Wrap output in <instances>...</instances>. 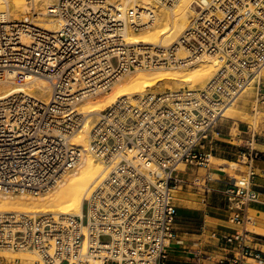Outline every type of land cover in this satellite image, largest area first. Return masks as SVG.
Wrapping results in <instances>:
<instances>
[{"label": "built area", "instance_id": "obj_1", "mask_svg": "<svg viewBox=\"0 0 264 264\" xmlns=\"http://www.w3.org/2000/svg\"><path fill=\"white\" fill-rule=\"evenodd\" d=\"M121 1L55 0L43 13L32 7L24 18H0V80L13 73L51 86L48 99L28 90L0 98V192L40 196L78 167L87 149L108 170L81 214L0 210V251H34L40 258L33 264H166L178 237L177 192L190 183L214 191L211 156L225 108L248 88L253 109L264 105V0H195L190 23L169 45L131 39L130 31L149 28L159 8L179 0ZM46 15L59 27L42 26L38 17ZM204 55L218 56L219 64L202 87L125 95L94 121L79 107L138 69L188 66ZM89 121L86 146L77 134ZM261 155L242 147L238 161L247 170L220 190L243 229L222 236L234 255L214 264H264L246 228L260 201L253 178ZM189 169L192 180L184 176Z\"/></svg>", "mask_w": 264, "mask_h": 264}, {"label": "bare ground", "instance_id": "obj_2", "mask_svg": "<svg viewBox=\"0 0 264 264\" xmlns=\"http://www.w3.org/2000/svg\"><path fill=\"white\" fill-rule=\"evenodd\" d=\"M54 1L55 0H0V18H24L31 11L32 7L36 12L41 11L43 13L47 6ZM194 1L195 0H179L171 6L159 8L156 22L149 28H144L142 31H130L131 39L148 43H158L161 45L174 43L188 26L194 15ZM122 3L124 5H136L152 3V1L122 0L120 4ZM38 18L42 20L41 25L46 28L56 29L59 27V23L55 19H52L51 16L46 15ZM218 61V56L204 55L194 64L188 66H158L150 69H138L123 76L117 81L112 87L113 91L110 90L111 92L109 95L99 93L96 97L94 96V99L93 97L86 98L80 102L79 107L84 112L93 115L91 120L94 121L101 110L111 105L119 97L125 95L136 96L148 90H163L168 86L180 87L185 85V83L192 87H202L214 77L218 70ZM22 90H28L41 99H48L51 95L50 83L44 78L30 76L23 79L11 73L0 80V98ZM242 94L239 95L234 103L229 104V106L225 108L224 115L233 110L234 104ZM246 100L247 99L243 100V102ZM243 104L246 103L244 102ZM256 121L258 120L256 119ZM91 122L89 121L77 134V139L86 146L89 144L90 140L89 133ZM211 157L214 158L212 159L214 161L219 160L218 157L214 155ZM216 163L221 165L223 161H217ZM107 173L108 170L104 167V164L87 149L78 167L64 174L56 185L40 196H30L25 193L0 192V210L49 211L63 214H81L83 212L85 197L89 195L96 184L101 181ZM251 220L253 221V219ZM253 223L256 222L253 221ZM256 226L257 227H254L256 232L264 234V227ZM17 254L11 250L0 251V256L3 255L8 258H16V256H19L26 261H23V264H30L36 256L34 251H21L19 255ZM22 259L20 264H22Z\"/></svg>", "mask_w": 264, "mask_h": 264}, {"label": "crops", "instance_id": "obj_3", "mask_svg": "<svg viewBox=\"0 0 264 264\" xmlns=\"http://www.w3.org/2000/svg\"><path fill=\"white\" fill-rule=\"evenodd\" d=\"M249 127L251 125L243 121H220V146L215 156L223 160V163L220 165L214 162L210 165L215 179L210 180L209 184L214 191L205 193L190 183L177 192L178 215L175 227L178 237L171 243L166 264H214L221 258L234 255V249L222 240V236L234 234L242 230L243 226L231 220L233 210L220 190L228 186L235 174L242 175L246 171L233 170L230 164L233 158L230 155H237L244 147L242 145H252L253 142L249 141ZM257 149L262 155L255 162L257 174L253 178V189L259 193L260 201L252 204L250 209L255 210L264 222V147ZM205 170L201 168L199 173L204 175ZM194 174L189 169L184 176L192 180ZM247 235L249 244L264 250V243L253 241L249 238L250 234Z\"/></svg>", "mask_w": 264, "mask_h": 264}, {"label": "rangeland", "instance_id": "obj_4", "mask_svg": "<svg viewBox=\"0 0 264 264\" xmlns=\"http://www.w3.org/2000/svg\"><path fill=\"white\" fill-rule=\"evenodd\" d=\"M186 84V83H185ZM169 87V86H168ZM113 91V88L111 89ZM110 90L109 92H103L105 95H109L110 94ZM107 93V94H106ZM98 95V94H97ZM95 95V97L97 96ZM255 96V91L254 88H248L242 95L241 97L238 99V101L234 104V108L230 113L225 114V117L223 118V120H229V121H243V122H247L248 124L251 125V127L247 128L249 131V141H252V145L254 148H262L264 147V105L258 107L256 110L253 109L254 107V97ZM93 99L95 98L94 96H92ZM247 99L246 101H244L246 104H243V100ZM259 113H258V112ZM257 112V113H255ZM256 114V115H255ZM260 114V115H259ZM256 117H255V116ZM258 115V116H257ZM259 117V119H258ZM256 119L258 121H256ZM236 130L234 129V132ZM248 144V143H247ZM242 146H246V145H242ZM216 155V153L214 154V156ZM230 156H232V161L230 162L231 166L233 167V170L235 169H243V170H247V166L238 161V156L235 154H231ZM214 158L211 157V164H213L214 162H219V161H223L221 159L219 160H212ZM213 162V163H212ZM236 177H240V175L235 174ZM250 218L253 219V221H255L256 223H253L252 220L248 221L246 224V228L248 229V234H250L249 238L253 241H257V242H261L264 243V234L260 233V232H256L254 227L258 226H262L264 227V222L263 220L258 216V214L256 213L255 210L250 209ZM253 226V227H252ZM253 229V230H252ZM21 251H14V253H18L17 255H19ZM35 256V260L39 259L40 256L38 253L34 252ZM13 258H9V259H14ZM16 258H20L19 256H16ZM21 259L20 258V262H16L14 264H20L21 263ZM33 259V261H31L30 264H33V262L35 261ZM23 260L22 259V264H23ZM26 262V261H25ZM0 264H7L6 259L3 255L0 256Z\"/></svg>", "mask_w": 264, "mask_h": 264}]
</instances>
